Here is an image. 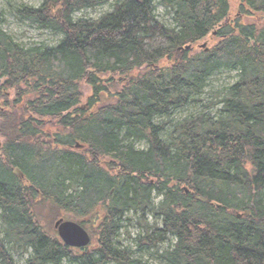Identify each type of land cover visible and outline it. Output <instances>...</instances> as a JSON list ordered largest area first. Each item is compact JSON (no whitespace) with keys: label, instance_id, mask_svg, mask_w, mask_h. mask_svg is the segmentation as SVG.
<instances>
[{"label":"trees","instance_id":"obj_1","mask_svg":"<svg viewBox=\"0 0 264 264\" xmlns=\"http://www.w3.org/2000/svg\"><path fill=\"white\" fill-rule=\"evenodd\" d=\"M110 1L15 8L62 36L52 48H24L0 28V264L15 251L28 264H148L161 246L164 264H264V23L251 20L264 0H159L173 28L156 0L73 18ZM207 37L219 42L193 53ZM221 70L236 81L173 121ZM44 214L91 226L95 249L64 246ZM129 214L143 227L133 251L119 242Z\"/></svg>","mask_w":264,"mask_h":264},{"label":"rangeland","instance_id":"obj_2","mask_svg":"<svg viewBox=\"0 0 264 264\" xmlns=\"http://www.w3.org/2000/svg\"><path fill=\"white\" fill-rule=\"evenodd\" d=\"M122 0H112L100 7L94 8V9H84L80 12L74 13L73 18L79 19V18H90V19H98L101 16L110 13L113 11V5L116 2H121ZM42 3V0H0V28L3 32H5L7 35L12 37V39L19 44L20 46L24 48L29 47H43V48H52L56 46L59 41L61 40L62 36L55 34L54 32L47 30V29H41L36 24H33L27 20H19L14 15L15 8H20L22 6L25 7H32V8H38ZM54 15L57 17L62 16V12L60 7H56L53 11ZM154 14L156 16V19L163 24L164 26L168 28L175 27V23L173 22L172 18L173 15L165 9L160 3L159 0H156L155 2V11ZM234 15V14H233ZM258 16V15H257ZM253 21L258 22L259 26H262L264 23V18L262 16H258L257 18L251 19ZM219 42L218 39H211L210 37L202 39L200 42H198L196 45H194L192 51L193 53H197L200 51H203L206 47L208 49L212 48L215 44ZM237 79V73L230 72L228 70H221L216 72L208 81L205 89L203 90V94L201 97H199V105L193 106V108H186L179 112H176L173 115L172 120L178 121L182 120L186 116L192 114L195 111H200L202 106L208 105L212 98V93L215 94L217 92H224L228 86L232 85ZM82 91L85 96H88L90 91L89 88L82 84ZM221 92V94H223ZM82 108H85V105L82 106ZM218 107L209 109L211 115H215ZM3 144V140L0 138V145ZM132 147L135 150H144L146 149V146L144 143H134ZM109 164L108 166L106 164ZM104 166L107 167L108 170L112 171V168L110 166V163L108 160H105ZM158 201V199H155V203ZM45 215V214H44ZM53 217V216H52ZM44 219V225L48 227L49 233L52 234V236L57 235L56 231L53 230V224L58 219H63L65 221H68L60 216H55L54 220L51 221V216L48 217L45 215ZM126 218L130 220V223L126 226L125 229H123L120 232L119 236V242L123 248H127L131 251L135 250V243H133L132 240L141 232V226H139L138 217H135V215L129 214ZM48 219L49 221H47ZM147 224H152V220L150 217H147ZM146 224V225H147ZM52 229H51V227ZM90 235L91 243L90 245L85 249L86 252H91L95 249V241H96V231H92L90 228L91 226L85 228L83 227ZM2 234L0 233V239L2 240ZM6 249L10 250L9 245H5ZM166 248V246H164ZM160 249L152 250L149 252L150 255L146 254L147 258H141L142 261L148 263V264H164V262H161L158 258V255L160 254V251H162L163 246L159 247ZM11 252V250H10ZM23 253L22 255L15 251L14 253H11L13 261L15 264H28L27 260L30 256V253ZM22 253V252H21ZM60 264H69L67 261H62Z\"/></svg>","mask_w":264,"mask_h":264},{"label":"water","instance_id":"obj_3","mask_svg":"<svg viewBox=\"0 0 264 264\" xmlns=\"http://www.w3.org/2000/svg\"><path fill=\"white\" fill-rule=\"evenodd\" d=\"M189 48L190 47H186V49ZM109 79L110 78L107 80ZM119 81H121V79H119ZM76 147L78 148L79 146L76 145ZM106 165L108 166L109 164L107 163ZM14 174L19 178L22 177L18 169L14 170ZM185 192L187 193V190H185ZM197 200L200 202H205L206 198L197 197ZM248 214L249 210L246 212V215ZM237 217L239 218L240 214H237ZM54 228L56 229L62 243L69 248L82 249L90 244L91 240L89 234L76 222L59 219L55 222Z\"/></svg>","mask_w":264,"mask_h":264},{"label":"bare ground","instance_id":"obj_4","mask_svg":"<svg viewBox=\"0 0 264 264\" xmlns=\"http://www.w3.org/2000/svg\"><path fill=\"white\" fill-rule=\"evenodd\" d=\"M189 50H191V49H189Z\"/></svg>","mask_w":264,"mask_h":264}]
</instances>
